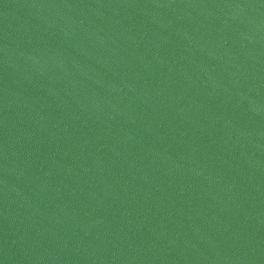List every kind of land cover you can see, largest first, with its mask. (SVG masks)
<instances>
[{
    "label": "water",
    "instance_id": "water-1",
    "mask_svg": "<svg viewBox=\"0 0 264 264\" xmlns=\"http://www.w3.org/2000/svg\"><path fill=\"white\" fill-rule=\"evenodd\" d=\"M0 264H264V0H0Z\"/></svg>",
    "mask_w": 264,
    "mask_h": 264
}]
</instances>
